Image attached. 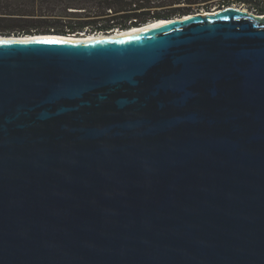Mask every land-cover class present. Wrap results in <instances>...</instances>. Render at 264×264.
<instances>
[{
    "label": "water",
    "instance_id": "1",
    "mask_svg": "<svg viewBox=\"0 0 264 264\" xmlns=\"http://www.w3.org/2000/svg\"><path fill=\"white\" fill-rule=\"evenodd\" d=\"M215 10L0 35V264H264V14Z\"/></svg>",
    "mask_w": 264,
    "mask_h": 264
},
{
    "label": "trees",
    "instance_id": "2",
    "mask_svg": "<svg viewBox=\"0 0 264 264\" xmlns=\"http://www.w3.org/2000/svg\"><path fill=\"white\" fill-rule=\"evenodd\" d=\"M190 0H0V35L111 32L180 16Z\"/></svg>",
    "mask_w": 264,
    "mask_h": 264
},
{
    "label": "flooded vegetation",
    "instance_id": "3",
    "mask_svg": "<svg viewBox=\"0 0 264 264\" xmlns=\"http://www.w3.org/2000/svg\"><path fill=\"white\" fill-rule=\"evenodd\" d=\"M190 1H191L190 3L188 4L185 3L186 5L182 6V7H189V11H187L183 15L197 14V13H202L203 11L211 12V10L213 9L215 10V9L224 8L227 6H234V4L231 3L232 2L231 0H203L201 3L202 8L199 9V8L192 7L193 4H196L195 0L194 1L190 0ZM235 1L240 2L242 5L244 4L250 5L251 6L250 11H247L246 9H244V11H246L249 14H253L255 16L264 14V6L263 7L258 6L259 4H262V1H259V0H235ZM238 8L240 9L241 7H238Z\"/></svg>",
    "mask_w": 264,
    "mask_h": 264
},
{
    "label": "bare ground",
    "instance_id": "4",
    "mask_svg": "<svg viewBox=\"0 0 264 264\" xmlns=\"http://www.w3.org/2000/svg\"><path fill=\"white\" fill-rule=\"evenodd\" d=\"M232 8H235V9H238L240 11H243V12H246L244 10H241L235 6H231ZM216 10H212L211 12H206V11H203L202 14L203 15H206L209 13V15H213L215 13ZM263 17V16H262ZM162 23H164V21L160 20V21H153V22H147L139 27H132L131 29H127V30H123L122 31H116L115 33L112 32V33H109V34H106V35H102V34H89V35H80V36H75L73 37L74 39H76L77 41H89V40H94V39H100V38H103V37H122V36H129V35H132V34H135V33H139L141 31H144V30H148V29H153V28H156L158 27L159 25H161Z\"/></svg>",
    "mask_w": 264,
    "mask_h": 264
},
{
    "label": "rangeland",
    "instance_id": "5",
    "mask_svg": "<svg viewBox=\"0 0 264 264\" xmlns=\"http://www.w3.org/2000/svg\"><path fill=\"white\" fill-rule=\"evenodd\" d=\"M164 1H166V2H169L170 0H164ZM194 1V0H193ZM202 1L203 0H195V2H196V4H193L192 5V7H195V8H199V9H201L202 8ZM232 2V4H234V6L236 7L237 6V8L238 7H241L240 9H242V10H244V9H246L247 11H250V9H251V6L250 5H246V4H244V5H242L240 2H237V1H235V0H231ZM259 1H262V4H259L258 6H261V7H263L264 6V0H259ZM186 4L185 3H180V4H176V5H170V6H166V7H164V8H174V7H182V6H185ZM253 7H255V6H253ZM212 11V10H211ZM207 12V11H206ZM181 16H183V15H180V16H174V17H181ZM174 17H172V18H174ZM83 32H85V31H83Z\"/></svg>",
    "mask_w": 264,
    "mask_h": 264
}]
</instances>
